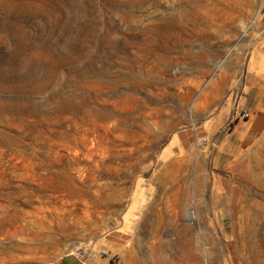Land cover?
Wrapping results in <instances>:
<instances>
[{"label":"rangeland","instance_id":"rangeland-1","mask_svg":"<svg viewBox=\"0 0 264 264\" xmlns=\"http://www.w3.org/2000/svg\"><path fill=\"white\" fill-rule=\"evenodd\" d=\"M198 1L0 0V264H264V0Z\"/></svg>","mask_w":264,"mask_h":264},{"label":"bare ground","instance_id":"bare-ground-1","mask_svg":"<svg viewBox=\"0 0 264 264\" xmlns=\"http://www.w3.org/2000/svg\"><path fill=\"white\" fill-rule=\"evenodd\" d=\"M192 1H195V4L196 3H198L199 1L198 0H192ZM200 3H202L201 1H200ZM204 10H208L209 9V3H207V5H204ZM179 13V12H178ZM39 37V36H38ZM32 51V50H31ZM38 51V50H37ZM35 53V52H34ZM38 53V52H37ZM16 55V54H15ZM14 56V55H13ZM1 57V56H0ZM8 57V56H7ZM15 57V56H14ZM17 57V56H16ZM4 59V58H3ZM19 59V58H18ZM15 63V62H14ZM34 65V64H33ZM28 71V70H27ZM41 71V70H40ZM0 72L2 73V75H4L5 76V72H4V70L2 69V68H0ZM26 73V72H25ZM28 73V72H27ZM20 79L21 80H23L21 77H20ZM39 83H41V82H39ZM4 85H5V82H4ZM3 86V85H2ZM4 87V86H3ZM2 89V88H1ZM35 88H33V90H34ZM38 89V88H37ZM35 91V90H34ZM33 91V92H34ZM247 181L248 182H251V180L250 179H247ZM251 235H250V237H251V239H254L255 238V231L254 232H252V233H250ZM250 239V240H251ZM252 241V240H251ZM244 243V242H243ZM244 245V244H243Z\"/></svg>","mask_w":264,"mask_h":264},{"label":"built area","instance_id":"built-area-1","mask_svg":"<svg viewBox=\"0 0 264 264\" xmlns=\"http://www.w3.org/2000/svg\"><path fill=\"white\" fill-rule=\"evenodd\" d=\"M246 117H248V114L243 115V119H245Z\"/></svg>","mask_w":264,"mask_h":264}]
</instances>
